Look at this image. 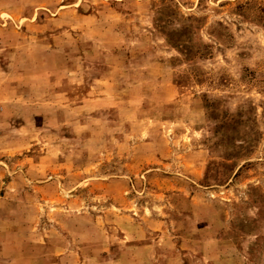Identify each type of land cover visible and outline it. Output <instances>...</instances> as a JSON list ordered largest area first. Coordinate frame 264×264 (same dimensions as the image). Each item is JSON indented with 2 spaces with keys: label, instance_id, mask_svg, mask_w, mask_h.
I'll list each match as a JSON object with an SVG mask.
<instances>
[{
  "label": "rangeland",
  "instance_id": "1",
  "mask_svg": "<svg viewBox=\"0 0 264 264\" xmlns=\"http://www.w3.org/2000/svg\"><path fill=\"white\" fill-rule=\"evenodd\" d=\"M0 264H264V0H0Z\"/></svg>",
  "mask_w": 264,
  "mask_h": 264
}]
</instances>
